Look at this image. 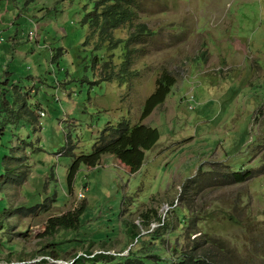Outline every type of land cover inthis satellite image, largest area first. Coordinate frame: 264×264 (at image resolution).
<instances>
[{
    "label": "rangeland",
    "instance_id": "1",
    "mask_svg": "<svg viewBox=\"0 0 264 264\" xmlns=\"http://www.w3.org/2000/svg\"><path fill=\"white\" fill-rule=\"evenodd\" d=\"M133 1L97 46L92 0H0V264L172 263L198 213L220 264H264V0ZM163 71L175 83L140 120ZM123 118L160 133L138 171L106 154L68 188L72 155ZM226 164L255 176L221 184ZM83 202L76 228L44 231Z\"/></svg>",
    "mask_w": 264,
    "mask_h": 264
},
{
    "label": "trees",
    "instance_id": "2",
    "mask_svg": "<svg viewBox=\"0 0 264 264\" xmlns=\"http://www.w3.org/2000/svg\"><path fill=\"white\" fill-rule=\"evenodd\" d=\"M92 10L85 14L83 21L90 29V37L97 35V46L105 45L112 39V31L135 16V3L133 0H92ZM144 29V27H142ZM131 36H134L133 34ZM89 39V38H88ZM116 41L115 43H118ZM111 46V45H110ZM116 47V46H114ZM113 48V47H111ZM125 52L124 61L121 64L120 75L129 66V55ZM104 79H113L109 74L103 75ZM175 83L174 76L163 71L155 80V88L153 92L145 99L140 113V120L146 118L152 110L161 104L166 96L170 93L172 85ZM160 138V133L156 127L148 126L142 123L131 125L129 120L123 118L116 125L107 124L93 145L92 152L89 154L80 153L72 155L73 160L67 172L68 188L71 187L75 177V173L80 165L89 168L99 164L103 155H112L116 161L123 165L130 173L138 171L144 161L145 151L149 150ZM72 147H68L65 151H71ZM224 168L226 172H219L216 169V178L221 184L241 183L255 176L252 169L230 170L226 164ZM200 171V169H199ZM198 171V172H199ZM219 175V176H217ZM201 177V176H200ZM197 174L185 180L182 185L181 199L188 197L189 189L192 184L199 182ZM86 208L85 202L81 203L77 208L66 211L60 215L48 218L44 231L54 232L57 229H73L78 226L79 217ZM224 212H208L204 215L207 222L209 218L218 217ZM202 219L201 213L194 216L189 222L187 230L183 233L184 245L179 249V255L175 262L168 264H220L219 258L224 262V256H219V250L222 251L223 246L215 236L208 231L198 228V221ZM209 224V223H208ZM134 234V233H133ZM137 235V234H135ZM133 235V236H135ZM222 244V242H221ZM228 255V253L226 254ZM231 260V259H230ZM235 264L231 260V264ZM128 264V262L126 263ZM226 264V263H225Z\"/></svg>",
    "mask_w": 264,
    "mask_h": 264
}]
</instances>
